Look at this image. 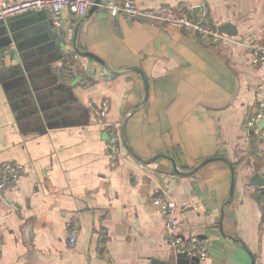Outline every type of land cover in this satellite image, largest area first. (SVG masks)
Masks as SVG:
<instances>
[{"label":"crops","instance_id":"crops-1","mask_svg":"<svg viewBox=\"0 0 264 264\" xmlns=\"http://www.w3.org/2000/svg\"><path fill=\"white\" fill-rule=\"evenodd\" d=\"M136 3L231 23L236 35L212 45L98 6L82 19L64 11L62 51L54 28L18 38L17 58H6L19 69L0 82V164L19 162L26 173L0 193V264H179L149 204L154 189L175 200L183 245L209 241L206 259L182 264H264V200L251 182L264 154L259 130L245 127L264 102V62L252 66L248 47L264 34V0ZM87 52L140 69L149 92L140 73H113ZM64 57L78 70L74 83L55 71ZM105 100L99 119L92 106ZM112 123L123 131L116 168L106 147ZM71 217L80 222L75 247Z\"/></svg>","mask_w":264,"mask_h":264},{"label":"built area","instance_id":"built-area-1","mask_svg":"<svg viewBox=\"0 0 264 264\" xmlns=\"http://www.w3.org/2000/svg\"><path fill=\"white\" fill-rule=\"evenodd\" d=\"M96 0H26V1H3L0 4V20L18 17L31 13H40L49 10L52 14L53 28L56 33L62 35L63 13L65 10L77 19L86 17ZM105 7L110 16L116 18L120 15L139 22L163 23L170 28L186 31L192 38L212 45L221 43L225 34L218 27L205 20V16L193 17L189 13L176 11L169 8L148 9L142 8L136 0H117L109 2ZM252 53L251 64L258 67L264 62V34L249 42ZM72 50H70L71 52ZM55 71L64 80L76 82L79 79L78 70L66 58H62L56 66ZM97 117L102 119L109 111V103L103 101L98 107H93ZM264 118V102L260 103L258 110L245 122L249 131L259 130L260 139L258 143V155L264 154V127L260 128L258 123ZM109 138L106 143L110 166L116 168L122 158V125L112 123L108 125ZM26 173L25 165L15 161H4L0 164V193H4L10 186L20 180ZM256 194L264 200V185L256 187ZM149 204L157 208L164 218V239L176 253H183L188 257H198L204 260L209 255V241L200 237H192L186 245L182 244L179 235V211L175 200L161 189H154L149 197ZM80 222L77 217H71L67 224V241L70 247H75Z\"/></svg>","mask_w":264,"mask_h":264},{"label":"water","instance_id":"water-1","mask_svg":"<svg viewBox=\"0 0 264 264\" xmlns=\"http://www.w3.org/2000/svg\"><path fill=\"white\" fill-rule=\"evenodd\" d=\"M100 0H96V5H94L89 14H92L93 10H95L98 7V4H100ZM43 12L40 13H31L26 14L18 17L8 18L6 20H0V26L5 27L4 37L5 41L2 43L0 48V82H5V80L9 79L10 77H13L16 75V72L19 69L18 65L14 66H8L7 65V56L9 57L10 61H14L17 58V52L20 50V46L18 44H15L18 40V38L36 34L40 31H47L53 29V23L52 19L48 21H44V17L42 16ZM50 23V25H49ZM218 29L225 34L230 35H236V28L231 23H225L218 27ZM51 37L55 40L56 48L59 51H62L64 49V38L59 35L58 33H54L51 31L50 33ZM47 38V35L44 36ZM14 44V47H12ZM86 56L91 57L95 59L96 61L103 64L108 70H110L113 73H124L129 71H136L140 73L146 83L147 93L149 92V85L148 80L146 76L143 74V72L138 68H125L121 70H117L109 66L105 61L102 59L96 57L92 53H85ZM258 126L260 128L264 127V118L261 119V121L258 123ZM251 182L254 185L263 186L264 185V171H258L251 177ZM234 186V182H233ZM233 190V188H232ZM176 257L179 258V264H182V260L184 261L185 258L188 259H194V260H200L198 257H188L187 255L183 253H176Z\"/></svg>","mask_w":264,"mask_h":264},{"label":"trees","instance_id":"trees-1","mask_svg":"<svg viewBox=\"0 0 264 264\" xmlns=\"http://www.w3.org/2000/svg\"><path fill=\"white\" fill-rule=\"evenodd\" d=\"M77 45H78V44L76 43V47H78Z\"/></svg>","mask_w":264,"mask_h":264}]
</instances>
